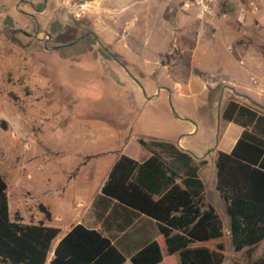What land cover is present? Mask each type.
Here are the masks:
<instances>
[{"label": "rangeland", "instance_id": "374dc122", "mask_svg": "<svg viewBox=\"0 0 264 264\" xmlns=\"http://www.w3.org/2000/svg\"><path fill=\"white\" fill-rule=\"evenodd\" d=\"M100 1L101 15L98 4L83 0H0V161L5 175L32 181L43 164L47 169L59 158V164L76 158L88 150L85 145L98 126L116 130L117 141L129 146L138 138L177 136L190 125L196 137L193 114L207 108L199 104L186 110L169 99L172 74L178 72L172 67L179 76H189L197 67L193 51L205 55L199 52L205 43L221 50L227 45L249 47L257 56L258 47L264 46V0H256V9L246 0L218 2L213 17L202 21L203 37L193 12L172 6L186 17L177 25L187 33L183 50L181 44L171 48L175 32L164 24L171 15L168 4L134 0L124 9L125 1ZM41 3L45 6L38 12ZM90 32L97 40L93 51L76 60L51 49L65 38ZM115 46L127 53L115 51ZM152 46L162 47L164 54H154ZM167 49L172 50L169 55ZM128 53L134 58L126 57ZM155 61L151 76L139 67ZM211 93L204 103L210 104Z\"/></svg>", "mask_w": 264, "mask_h": 264}, {"label": "crops", "instance_id": "0c3cea01", "mask_svg": "<svg viewBox=\"0 0 264 264\" xmlns=\"http://www.w3.org/2000/svg\"><path fill=\"white\" fill-rule=\"evenodd\" d=\"M115 1L127 2L128 4L121 7L124 9L129 3L134 2V0ZM101 2L83 0V3L98 4L100 8L96 10L100 15ZM166 10L172 16L166 15L164 24L172 26V33L175 32L171 44V48L175 49L187 35L181 29H177L180 23L186 22V17L176 12L171 5H167ZM197 20L201 26L198 28V35L203 37L206 27L203 26V20ZM114 48L115 51L127 53L116 46ZM183 49L185 48L182 45L181 50ZM150 51L157 55L164 54L162 47L152 46ZM171 51L167 49L165 55H169ZM195 51H193L192 58L197 67L192 68L190 75L186 77L179 76V69L172 67V70L178 72L172 74L174 79L171 81L170 88L166 87L168 88L166 90L169 99L182 109L189 110V107H197L199 104L202 105L201 108H207L193 114L192 119L199 127L198 134L196 137L195 133L192 134L193 126L190 125L177 136L155 140L172 143L178 150L191 155L195 161H203L198 165L196 178L202 185L204 202L214 208L221 221L222 235L192 243L208 244L221 240L225 251L220 264H232L234 260L252 261L264 255V238L254 244L249 251H246V248L232 250L224 201L215 188L214 160L217 151L227 153L231 150L243 129L242 126L221 118L220 112L227 100L234 99L264 115V58L258 49L256 53L259 55L257 56L251 53L253 50L249 47L238 49L227 45L221 50L210 43H205L199 49V52L205 55L195 54ZM125 55L134 58L132 54ZM152 63L139 67L151 76L156 72V65H158L156 61ZM163 67H168V65L165 64ZM208 91H217L213 94L210 92L213 95L210 104L208 101L204 103L210 98ZM151 96L153 95H150V98ZM251 102L256 103L257 106ZM91 134L95 138L91 139L89 146L84 142H79L88 148L87 151H83L74 159L64 158L61 163L63 167L59 164L60 158L57 159V163H50L47 169L43 164L32 181L5 175L0 161V175L5 183L8 219L23 224L41 223L58 229L57 235L50 243L43 264H50L55 245L75 225L98 231L101 236L108 238L110 243L124 256L120 264H133L130 255L158 236L154 219L142 213H133V209L109 199L100 191L108 171L120 154L136 162H142L151 155V152L138 143H136L137 146H129L122 141L118 142L116 130L107 126H98ZM183 139L186 142H183ZM168 176V170L161 175L150 167V178L152 181H157L159 185L163 186L164 177ZM181 176L186 177L179 173V176H174V182L179 183ZM159 193L161 190L152 195L156 198ZM160 251L162 258L154 264H174L172 257L167 254L163 246L160 247ZM0 264L5 263L0 262Z\"/></svg>", "mask_w": 264, "mask_h": 264}, {"label": "trees", "instance_id": "16d2710c", "mask_svg": "<svg viewBox=\"0 0 264 264\" xmlns=\"http://www.w3.org/2000/svg\"><path fill=\"white\" fill-rule=\"evenodd\" d=\"M79 36L82 37L78 41L62 46ZM79 36L63 39L58 55L76 60L77 55L92 52L94 37L89 33ZM97 48L109 57L103 49ZM258 50L264 58V46ZM220 116L243 129L229 152H216L215 188L224 201L232 250L246 248L249 251L264 238V115L229 99ZM137 142L151 155L136 162L120 154L100 188L109 199L156 222L158 236L132 253L131 262L154 264L161 260L160 247L163 246L174 264H220L225 251L221 240L192 243L222 235L221 221L214 208L204 202L202 185L196 178L198 165L203 161H195L169 142L141 138ZM150 167L161 175L169 171L163 186L151 180ZM179 173L186 177L181 176L176 183L173 178ZM160 190L154 198L152 194ZM57 233L55 227L8 219L5 183L0 175V262L43 264ZM123 260L124 256L100 232L75 225L55 245L50 264H120ZM232 264H264V255L247 262L234 260Z\"/></svg>", "mask_w": 264, "mask_h": 264}, {"label": "built area", "instance_id": "2783aa9c", "mask_svg": "<svg viewBox=\"0 0 264 264\" xmlns=\"http://www.w3.org/2000/svg\"><path fill=\"white\" fill-rule=\"evenodd\" d=\"M165 4L177 8L186 13L192 11L193 15L203 21L211 19L214 15V8L218 2H228L230 0H159ZM252 9H256V0H246Z\"/></svg>", "mask_w": 264, "mask_h": 264}, {"label": "water", "instance_id": "95a60500", "mask_svg": "<svg viewBox=\"0 0 264 264\" xmlns=\"http://www.w3.org/2000/svg\"><path fill=\"white\" fill-rule=\"evenodd\" d=\"M90 34L93 36V34L90 32ZM82 36H79V37H77L73 42H71V43H67V44H63L62 46H66V45H70V44H72V43H74V42H76V41H78L80 38H81ZM95 41H97L96 39H95ZM105 50V49H104ZM106 51V50H105ZM113 59H115L113 56H111ZM121 67H123L122 65H121ZM132 77V76H131ZM132 79H134V78H132ZM134 81H135V79H134ZM149 98V97H148Z\"/></svg>", "mask_w": 264, "mask_h": 264}, {"label": "flooded vegetation", "instance_id": "af4514ba", "mask_svg": "<svg viewBox=\"0 0 264 264\" xmlns=\"http://www.w3.org/2000/svg\"><path fill=\"white\" fill-rule=\"evenodd\" d=\"M45 6V5H44ZM44 6H42V3H41V7H39L38 9H36V11H38V12H41L42 10H43V8H44ZM60 45V44H59ZM59 45H57V46H53L51 49H57V48H59Z\"/></svg>", "mask_w": 264, "mask_h": 264}]
</instances>
